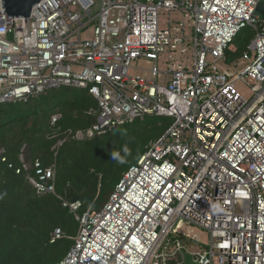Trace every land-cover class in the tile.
<instances>
[{"label":"built area","instance_id":"2783aa9c","mask_svg":"<svg viewBox=\"0 0 264 264\" xmlns=\"http://www.w3.org/2000/svg\"><path fill=\"white\" fill-rule=\"evenodd\" d=\"M259 1L98 0L95 10V0H42L27 19H10L0 0V104L60 87L85 90L97 109L78 141L145 117L173 120L100 211L78 216L81 203L63 201L79 227L54 264H168L177 256L183 264V252L197 264H264ZM161 12L168 14L162 29ZM245 28L254 31L241 56L246 65L222 70L225 51ZM140 59L152 62L148 78L129 75ZM236 82L250 90L249 101ZM32 171L26 179L35 193L55 195V167L35 161ZM183 222L208 233L207 250L192 253L178 242L161 251ZM62 238L57 228L49 243Z\"/></svg>","mask_w":264,"mask_h":264},{"label":"trees","instance_id":"16d2710c","mask_svg":"<svg viewBox=\"0 0 264 264\" xmlns=\"http://www.w3.org/2000/svg\"><path fill=\"white\" fill-rule=\"evenodd\" d=\"M252 36L251 30L238 33L231 43L234 50L225 51L226 59L242 55ZM96 109L87 91L71 87L0 104V264H54L63 259L79 227L63 201L80 202L78 216L100 211L122 176L169 128L164 119L145 117L103 136L76 140L77 132L91 127L88 113ZM53 116L58 117L55 122ZM124 147L129 149L126 156ZM113 151L126 162L113 160ZM35 161L55 167V195H37L26 179L33 175ZM22 165L27 169L16 174ZM57 228L64 238L50 244ZM176 235L168 237L161 251L180 243Z\"/></svg>","mask_w":264,"mask_h":264},{"label":"rangeland","instance_id":"374dc122","mask_svg":"<svg viewBox=\"0 0 264 264\" xmlns=\"http://www.w3.org/2000/svg\"><path fill=\"white\" fill-rule=\"evenodd\" d=\"M95 2H96V6L94 9L96 10L98 8V0H95ZM169 16L172 20L175 18V14L173 13L169 14ZM167 17H168V14L165 12H161L159 14V28L160 29H162L165 26V23L167 22ZM246 30L253 31L251 28H245L241 32L246 31ZM82 37L86 38V36H82ZM252 38L253 36L251 37L250 41L252 40ZM228 50L233 51L234 50L233 45L230 44L228 46ZM241 56L242 55H240L237 58H231L230 60H227L225 56V58L219 62V67L222 70H227L231 72L232 71L236 72L238 70H241L246 65V63L243 62V60L241 59ZM131 67L132 68L129 69L130 76H139L142 78L143 77L148 78L150 77V74L147 71H150L153 68V65H152V62L150 61L140 59L138 62H133ZM135 67L136 69H134ZM158 69H160V66L158 67ZM234 86H235L236 91L245 100L249 101L252 98V93L245 85H243L240 82H236ZM161 119L166 120L167 123L169 124L168 126H170L171 123L173 122L171 118H161ZM176 236L180 239V243L183 245V247L186 248L189 252H192V253L202 252L204 250H207L209 247L208 233L205 230L199 229L194 225L183 222L182 227L181 229H179ZM167 252H172V250H168ZM178 261H179V258L177 256V257L172 258L171 261L168 259L167 263L175 264Z\"/></svg>","mask_w":264,"mask_h":264},{"label":"water","instance_id":"95a60500","mask_svg":"<svg viewBox=\"0 0 264 264\" xmlns=\"http://www.w3.org/2000/svg\"><path fill=\"white\" fill-rule=\"evenodd\" d=\"M42 0H1L2 9L10 19H27L33 7L41 2ZM255 13L264 24V0H260L256 7ZM183 264H197L192 261L190 254L185 252L182 253Z\"/></svg>","mask_w":264,"mask_h":264},{"label":"clouds","instance_id":"9594fccd","mask_svg":"<svg viewBox=\"0 0 264 264\" xmlns=\"http://www.w3.org/2000/svg\"><path fill=\"white\" fill-rule=\"evenodd\" d=\"M123 152L125 153V156L129 153V149L127 147L123 148ZM111 157L113 160H115L119 164L125 163V157L120 155L119 151H113L111 153Z\"/></svg>","mask_w":264,"mask_h":264}]
</instances>
